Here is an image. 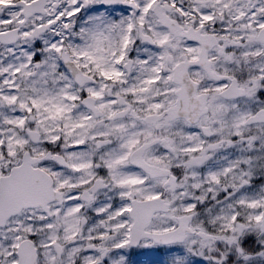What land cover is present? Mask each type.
Listing matches in <instances>:
<instances>
[{
  "label": "snow or ice",
  "instance_id": "1",
  "mask_svg": "<svg viewBox=\"0 0 264 264\" xmlns=\"http://www.w3.org/2000/svg\"><path fill=\"white\" fill-rule=\"evenodd\" d=\"M0 264H264V0H0Z\"/></svg>",
  "mask_w": 264,
  "mask_h": 264
},
{
  "label": "rangeland",
  "instance_id": "2",
  "mask_svg": "<svg viewBox=\"0 0 264 264\" xmlns=\"http://www.w3.org/2000/svg\"><path fill=\"white\" fill-rule=\"evenodd\" d=\"M158 257L152 253H148L147 251H145V253H142L141 255L138 256L136 261H150V260H155Z\"/></svg>",
  "mask_w": 264,
  "mask_h": 264
}]
</instances>
